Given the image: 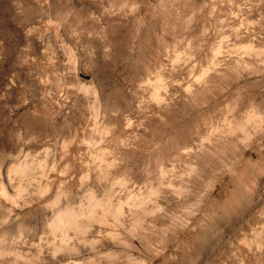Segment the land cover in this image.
Segmentation results:
<instances>
[{
  "label": "rangeland",
  "instance_id": "374dc122",
  "mask_svg": "<svg viewBox=\"0 0 264 264\" xmlns=\"http://www.w3.org/2000/svg\"><path fill=\"white\" fill-rule=\"evenodd\" d=\"M0 264H264V0H0Z\"/></svg>",
  "mask_w": 264,
  "mask_h": 264
}]
</instances>
